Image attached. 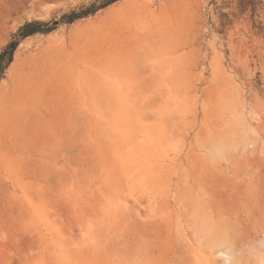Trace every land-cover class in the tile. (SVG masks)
Segmentation results:
<instances>
[{
	"label": "rangeland",
	"instance_id": "obj_1",
	"mask_svg": "<svg viewBox=\"0 0 264 264\" xmlns=\"http://www.w3.org/2000/svg\"><path fill=\"white\" fill-rule=\"evenodd\" d=\"M110 1L0 0V264H264V0Z\"/></svg>",
	"mask_w": 264,
	"mask_h": 264
},
{
	"label": "bare ground",
	"instance_id": "obj_2",
	"mask_svg": "<svg viewBox=\"0 0 264 264\" xmlns=\"http://www.w3.org/2000/svg\"><path fill=\"white\" fill-rule=\"evenodd\" d=\"M39 3H41L43 0H37ZM251 200L254 201V200H257V198H254L251 196ZM263 200V199H262ZM207 210V213L205 215V219L206 221H209L211 219H213L214 217V212L211 211L209 209V207L206 209ZM206 212V211H205ZM198 213V212H197ZM197 215V214H196ZM201 215V214H200ZM216 215V214H215ZM196 217V216H195ZM203 217V216H201ZM183 219H184V216H183ZM194 219V218H193ZM198 219V218H197ZM200 219V217H199ZM205 219H202V220H205ZM198 221V220H197ZM227 221V220H226ZM196 222V220L194 221ZM205 222V221H204ZM198 223V222H197ZM201 223V222H200ZM236 223L238 226H244L243 228H245L246 226V237H249L252 241H258L259 242V249L262 251H264V218L261 219V226L260 228L262 229V231H258L259 232H262L263 236L260 238L258 236H260V234H258L257 232L253 231L250 227L252 226V224H246V225H243L242 224V221H241V217H239L238 220H236ZM187 224V223H186ZM194 224V223H193ZM206 224V223H204ZM199 225V224H198ZM235 226V225H234ZM257 226V225H256ZM233 225H232V222H223L222 224H219L218 227L216 228H213V226L208 222V224H206L204 226V231H205V234H204V238H203V243H200L198 244L197 246H195V242H191L188 243L187 239L185 240V242H181L180 245H179V251H180V256L177 260H173V262H177L178 261V264H203V263H199V261L201 262H205V264H217V262L219 261H215V259H212V255L215 254L217 255V257L221 258L220 259V263L219 264H248V263H245L246 259L244 257V259L242 258L243 256H239L237 257V260L234 262L232 261V253L230 252L229 250V247L228 246H232L233 244V241H232V236H231V231H227L226 229L227 228H232ZM174 225H173V229H174ZM199 228V227H198ZM222 228V229H221ZM248 228L251 229L250 230H247ZM187 229V228H186ZM202 229V228H201ZM260 229V230H261ZM188 230V229H187ZM231 230V229H230ZM172 231V230H171ZM253 231V233H252ZM173 232V231H172ZM255 232V233H254ZM185 233V232H184ZM187 233V232H186ZM174 234V233H173ZM176 235V234H175ZM186 235V234H185ZM189 237V236H188ZM238 237V236H237ZM180 238V236H179ZM185 238V237H184ZM239 239V237H238ZM246 239V238H244ZM243 239V240H244ZM181 241V240H180ZM190 242V241H189ZM254 242V243H255ZM245 243V241H244ZM222 245H225V248H221ZM235 245V244H234ZM244 245V244H243ZM253 246V245H252ZM251 244L249 246V248L251 247ZM241 247V246H240ZM234 248V247H233ZM250 248V249H251ZM203 252L206 256L205 258V261L203 260H200L202 257L201 256H198L200 257V259L198 260V257H197V252L199 253L198 255H200V252ZM249 250V249H248ZM250 252V250H249ZM202 253V254H203ZM245 253V252H244ZM261 253V252H260ZM264 253V252H263ZM207 254V255H206ZM250 254V253H249ZM241 255V254H240ZM243 255V253H242ZM250 255H253V254H250ZM203 256V257H205ZM238 256V255H237ZM251 257V256H250ZM254 257V255L252 256ZM262 257H264V254L262 255ZM239 258V259H238ZM260 259V258H259ZM258 259V261H259ZM252 260V259H251ZM251 260H249L248 262H250ZM264 260V259H263ZM261 261V260H260ZM252 262V261H251ZM251 262L249 264H251ZM264 262V261H263Z\"/></svg>",
	"mask_w": 264,
	"mask_h": 264
},
{
	"label": "trees",
	"instance_id": "obj_3",
	"mask_svg": "<svg viewBox=\"0 0 264 264\" xmlns=\"http://www.w3.org/2000/svg\"><path fill=\"white\" fill-rule=\"evenodd\" d=\"M114 1L111 0L109 2V4L113 3ZM108 4V5H109ZM91 12H87V13H84V14H75L73 13L71 16H70V20H69V23H72L74 22L76 19L78 18H81L83 16H87L88 14H90ZM41 23L38 22V21H31V22H27L26 24H24L20 30H19V33H18V36H20L22 39H25V38H28L32 35H35L36 33H39V32H50L51 29H48L46 31L44 30H41ZM18 46V42H12L10 43L7 48L0 54V61H3L5 59H7V61L10 63L12 61V57H13V53L14 51L16 50Z\"/></svg>",
	"mask_w": 264,
	"mask_h": 264
}]
</instances>
